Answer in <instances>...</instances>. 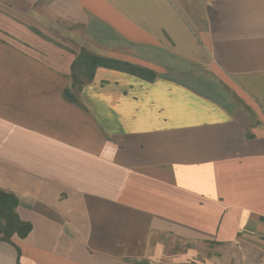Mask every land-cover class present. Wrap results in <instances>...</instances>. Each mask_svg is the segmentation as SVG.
I'll use <instances>...</instances> for the list:
<instances>
[{
	"label": "crops",
	"instance_id": "1",
	"mask_svg": "<svg viewBox=\"0 0 264 264\" xmlns=\"http://www.w3.org/2000/svg\"><path fill=\"white\" fill-rule=\"evenodd\" d=\"M0 28V190L31 226L0 264H264V0H0ZM71 41L153 77L69 102Z\"/></svg>",
	"mask_w": 264,
	"mask_h": 264
},
{
	"label": "trees",
	"instance_id": "2",
	"mask_svg": "<svg viewBox=\"0 0 264 264\" xmlns=\"http://www.w3.org/2000/svg\"><path fill=\"white\" fill-rule=\"evenodd\" d=\"M97 68L116 70L137 77L146 78L147 80H151L153 77L150 72L144 69H139L120 61L98 57L81 49L75 55L70 65V86L64 91L65 99L69 102L76 103L73 91L77 92L82 86H84V84L91 82ZM17 205L18 200L13 194L0 190L1 242L12 243L11 238L13 236H17L20 239L25 238L31 230L30 224L21 221L17 216ZM17 255H19L18 250Z\"/></svg>",
	"mask_w": 264,
	"mask_h": 264
},
{
	"label": "rangeland",
	"instance_id": "3",
	"mask_svg": "<svg viewBox=\"0 0 264 264\" xmlns=\"http://www.w3.org/2000/svg\"><path fill=\"white\" fill-rule=\"evenodd\" d=\"M31 9H32V7H31ZM8 12H9V16H10V18H16L17 17V14L18 13H16L14 10L12 11V10H8ZM31 13V12H30ZM28 19H31V18H29V17H27ZM23 23V22H22ZM30 23H32L30 20L28 21V20H26V22H24L23 23V25L28 29V30H30V32L31 31H33V30H36V29H34L33 27H31L29 24ZM37 31V30H36ZM34 32V31H33ZM36 34H38V35H40V36H42V35H44V33H47L46 31H44L43 30V32H39V31H37V32H35ZM42 38H46V37H44V36H42ZM0 39H2V40H4V41H6V42H8L9 44H11V45H16V43H17V39L15 38V37H13L12 35H11V32H6L5 30H2L1 28H0ZM47 39V38H46ZM60 41H63L64 42V40L63 39H60ZM65 43V42H64ZM76 42H74V41H71V44L69 45V44H66L69 48H72L71 49V51H72V55H73V58H74V56L77 54L76 53V51L75 50H80V48L78 49V45H76L75 44ZM57 45H60L61 46V48H63V49H66L65 47H64V45H61V44H59V43H57ZM68 49V48H67ZM70 50V49H69ZM194 248H196V249H198L202 254H204V255H209V253H208V250H207V248L205 247V246H198V247H194ZM207 257V256H206Z\"/></svg>",
	"mask_w": 264,
	"mask_h": 264
}]
</instances>
